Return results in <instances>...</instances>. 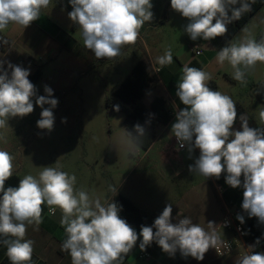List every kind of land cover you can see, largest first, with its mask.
<instances>
[{
  "label": "clouds",
  "instance_id": "1",
  "mask_svg": "<svg viewBox=\"0 0 264 264\" xmlns=\"http://www.w3.org/2000/svg\"><path fill=\"white\" fill-rule=\"evenodd\" d=\"M51 3L52 0H0V32L10 24L26 29ZM68 3L72 9L68 12L69 19L79 28L84 46L97 59L119 56L122 48L137 41L144 24L154 18L151 0H68ZM235 5L239 6L230 7ZM170 6L187 19L183 31L192 41L223 36L228 31L227 25L251 7L247 0H170ZM172 62L170 48L157 58L161 67ZM216 62L220 66L227 63L232 78L246 84L248 72L258 63L264 64V36L257 40L246 32L218 50ZM29 76L30 69L0 58V129L8 128L12 118L31 114L33 98L42 109L37 127L48 132L54 129L53 109L58 99L48 85L44 86L45 95H37ZM211 79L207 71L183 66L176 96L185 107L176 110L171 133L179 149L187 147L189 158L194 150H199L198 158L189 165L191 173L205 179H219L224 174L228 186L243 189V212L264 224V127H250L249 117L243 113L239 115L240 130H236V103L229 95L210 89ZM259 117L264 124V110ZM61 122L67 123V118ZM145 133L143 126L135 125V137ZM0 140L7 143L2 134ZM126 143L130 150H139L133 140ZM14 170V157L0 149V237L4 238L0 243L6 247L10 264H32L35 242L26 239L27 228L43 222L44 205L52 214L57 209L61 213L60 224L66 238L60 249L68 253L71 264H118L138 239L141 251L155 242L170 256L179 251L182 257L197 261H203L210 248L220 255L221 248L231 250L230 243L222 239L212 221L205 228L180 212L173 223L171 203L166 204L151 226L141 225L138 234L120 217L121 206L115 201L102 202L85 189L77 188L75 174L58 166H44L37 176L26 174L18 186L6 188ZM110 191L117 193V188L110 186ZM236 219L241 225L245 223L244 215L237 214ZM259 241L258 238L255 244ZM236 264H264V252L245 254Z\"/></svg>",
  "mask_w": 264,
  "mask_h": 264
},
{
  "label": "crops",
  "instance_id": "2",
  "mask_svg": "<svg viewBox=\"0 0 264 264\" xmlns=\"http://www.w3.org/2000/svg\"><path fill=\"white\" fill-rule=\"evenodd\" d=\"M151 2L153 4L152 11L154 13V18L150 23L146 22L140 30L138 38L141 40H137L134 44H130L122 48L121 54L115 58L97 59L94 54L84 46L79 28L73 24L68 17V12L72 10L68 0H52V3L48 6V8L41 11V17L34 21L26 29L22 28L21 33L15 37L13 41L11 40L16 34H14V29L10 26H8V28L3 32H0V48L3 50L0 58L7 59L12 48L15 46L16 41L21 38L20 36L23 37L28 33L25 46L27 51H32L38 55H46V57L50 60L60 61L62 66L66 69L77 67L82 74L88 73V71L90 72L94 68L93 66L92 69H89L88 65L90 62H100V65L103 64L101 66L102 74L120 78L116 89L120 86L125 77L132 71L136 63L144 61L154 77V81L147 88L149 89L150 87H153L154 97L152 98L149 106H144L149 108L152 101L156 97H160L166 101V107L172 115L169 123H159L156 125L153 144L148 150H144L145 154H148L151 150H153L155 145H159V159L163 162L164 166L163 169L161 168L159 170L152 167V171L160 179L158 181L160 182L159 189L161 191L158 193L150 191L144 193L142 192L144 207L138 205L139 203H136L129 195L120 193L119 190L121 185L116 187L117 193L111 191L110 195H108L106 199L102 197L101 201L111 202L118 196H124L135 203L144 214L155 220L162 213L166 204H168V189L179 190L180 193L178 194H181L182 196L176 203H171L172 205H175L173 209L178 206L177 211L180 210V212H183V216L186 215L191 218L193 216H198L202 220V227L205 228H207V222H214L216 224V230L221 234L222 239L230 238L231 234L220 227V222L226 208H239L242 210L241 205L243 200V189H233L228 186L225 183L224 174H222L217 180L214 177L209 178L212 187L218 196H221L220 205L218 207L214 206L215 204L212 200L208 199L205 193H202L203 195H201L197 185H194L193 183L194 178H197V174L189 171V165L194 164V162L187 155V147L185 149H179L178 141L174 135L171 141H166L164 137L167 131L171 129L172 124L175 122L176 110L183 109L185 107L176 96L177 82L182 75V68L184 65L197 67L192 66V63L196 62L201 66L202 70L209 72L212 78L219 75L221 72H224L225 79L227 81H238H235L232 78V69L229 65H227V63H225L224 66H220L216 62L217 51L224 47L217 37L210 41L198 39L193 46L184 43L180 48H173V62L170 65L161 67L157 63V58L163 55L166 49H169L168 40L164 37V31L166 28L171 29L174 36H177L183 31L184 26L188 23V21L179 13L171 9L170 0H151ZM257 15H259L260 39L264 36V6L255 16ZM251 20L239 31L231 42L238 40L244 35V33H246V31L249 32ZM4 40L8 41L7 50H4L3 48V46L6 45L3 44ZM196 46H199L203 50V54L201 56L194 55L193 49ZM19 58H21V56ZM19 58L13 56L12 58H9L8 61L13 64L21 65ZM212 66L213 68L209 70ZM153 67L159 68L160 71L155 74L152 71ZM37 69L42 72L43 77L44 73L39 67L35 68L30 74H33ZM247 79L251 83L250 86L244 84L242 87L237 88V85L235 88V94L231 93V98L236 104L243 107V113L247 114L249 117L250 127H261L262 123L260 121L259 113L261 110H264V64L259 63V67L255 72H248ZM212 80L213 79H211V81ZM116 89H114V91ZM235 96L237 99H235ZM160 125H162L163 128L162 131L157 134V129ZM234 128L236 130H240L239 117H237ZM194 151L196 155L199 156L196 150ZM169 172L171 176H169ZM12 175L16 174L13 173ZM163 183L166 184V186H164ZM218 190L220 191L219 193ZM182 198L187 203V207L185 209H183L182 206ZM201 205L202 207L200 208ZM242 215L245 217L244 225L248 224L250 218L247 216V213L243 212ZM42 217L50 239L58 245H61L63 240L66 238V235L64 228L60 224V211L57 209L56 213L50 216L48 214V209H43ZM175 222L176 221L173 218V223ZM127 223L139 234L140 230L131 225L129 222ZM140 239H142V237H140ZM249 241L250 238L246 236L245 248H240L230 258L229 264H236L237 260H239L243 255L249 253ZM139 242L140 240L138 239L133 253L124 264H137L138 260H147L150 264H197V260L192 257L184 258L181 256L179 251H177L174 257L170 256L169 254L163 252L155 242L148 246L146 250L141 251L139 248ZM3 251L4 252H1L3 253L1 259L7 258L6 250ZM50 252L52 254L51 259L54 258L55 264H62L63 261H66L67 259H69L68 264H71V258L67 252L61 251L58 247L50 250ZM209 253L210 256H208ZM205 258H207V260ZM213 258L214 254L210 248L204 257V260L206 261L202 264H208Z\"/></svg>",
  "mask_w": 264,
  "mask_h": 264
},
{
  "label": "rangeland",
  "instance_id": "3",
  "mask_svg": "<svg viewBox=\"0 0 264 264\" xmlns=\"http://www.w3.org/2000/svg\"><path fill=\"white\" fill-rule=\"evenodd\" d=\"M9 26L14 29V34H16L11 40L13 41L21 33L22 28L11 24ZM249 26L251 35L259 40V15L252 18ZM20 37L7 60L13 56L18 58L21 56L19 58L21 66L30 69V73L39 67L44 75L35 85L38 90L37 95H45L44 86L48 85L53 89V97L58 99V105L53 109L55 123L51 132L37 127L42 109L35 104V98H33L34 111L31 114L23 118H12L9 120L8 128L0 129V134L7 140V143L0 140V149L8 151L14 157L15 170L13 173L20 178L26 174L37 176L44 166H58L69 174H75L77 177L76 187L85 189L94 198L104 197L106 199L111 193L110 186L116 188L121 185L120 193L129 195L136 203H139L138 205L144 207L142 192L158 193L161 191L158 181L160 179L152 171V167L159 170L163 169L164 165L159 159V145H155L153 150L145 154V151L133 141L139 150H130L126 143L131 137L124 124L125 112H114L107 108V99L116 101L114 89H116L120 78L102 74L101 66L103 64L100 65V62L96 61L90 62L89 69H92L93 66L94 68L85 74H82L77 67L66 69L60 61L50 60L46 55L27 51L25 46L28 33ZM164 37L168 40L172 55L173 48H180L184 43L192 46L196 43L184 31L174 36L171 29L166 28ZM3 48L7 50L8 44ZM2 53L3 50L0 48V57ZM258 67L259 63L249 73L255 72ZM212 68L213 66L209 70ZM212 79L208 83H214L218 91L230 97L231 93L235 94L237 85V88L244 85L239 82L227 81L224 72ZM246 84L248 86L251 84L248 79ZM153 97L154 89L150 87L141 100L142 104L149 106ZM235 99H237L236 96ZM65 117L67 123H62V118ZM261 127H264V124ZM162 128V125L158 127L157 134L162 131ZM164 139L166 141L173 139L171 129L167 131ZM187 155L189 157L188 151ZM196 158L198 156L194 151L190 159L194 162ZM169 176H171L170 172ZM193 183L197 185L201 195L205 193L208 199L212 200L214 206L220 205L221 196H218L209 178L205 179L203 176L197 175ZM163 185L166 186L164 183ZM168 192V204L176 203L182 196L178 194L179 190L168 189ZM174 206L172 205V208ZM182 206L183 209L187 207L183 198ZM43 209L47 210L48 207L44 205ZM177 209L178 206L172 212L175 221L177 213L180 212ZM192 220L202 226V220L198 216H193ZM26 239H32L35 242L32 264L54 263L50 250L60 248V245L50 239L43 222L39 226H28ZM3 250H6L5 246L1 252H4ZM2 254L0 255V264H10L8 258L1 259ZM205 259L207 260V258ZM206 260L197 261V264L205 263ZM68 263L69 259L63 261L62 264ZM137 264L150 263L147 260H138Z\"/></svg>",
  "mask_w": 264,
  "mask_h": 264
},
{
  "label": "trees",
  "instance_id": "4",
  "mask_svg": "<svg viewBox=\"0 0 264 264\" xmlns=\"http://www.w3.org/2000/svg\"><path fill=\"white\" fill-rule=\"evenodd\" d=\"M251 5L250 10L243 13L238 20L232 21L227 25L228 31L223 36L217 38L223 44V46L230 43L239 31L245 27L249 21L259 12L264 6V0H247ZM239 5L230 6L238 7ZM229 14L231 12L229 11ZM192 66H197L201 69V66L196 62L192 63ZM191 65H189L190 67ZM42 77V72L37 69L33 74H30L29 80L36 85ZM154 81L147 64L144 61H139L133 67L132 71L125 77L120 86L114 91L115 102L111 99H107V108L114 112H125L126 117L124 124L128 135L130 132L133 134L131 139L143 150H148L155 139V127L157 124H167L172 118L171 112L166 107V101L163 98L156 97L149 108L145 107L141 100L147 90V88ZM212 90H217V86L211 82L208 85ZM116 106L119 110H116ZM238 116L244 112L241 105L236 104ZM141 125L145 128V134L138 138L134 135L135 125ZM20 178L16 175H12L5 183V187L18 186ZM112 201H115L118 206H121L120 217L138 230L141 229V225L151 226L154 220L148 215L144 214L138 206L130 199L124 196H118ZM111 201V202H112ZM247 230V236L250 238L248 243V251H261L264 252V224H259L257 218L252 217L248 224L245 225ZM155 231V229H154ZM260 239L258 244H255L257 239ZM4 239L0 237V241ZM254 245V246H253ZM4 245L0 243V254ZM134 248L126 256H123L118 264H124L130 255L133 253Z\"/></svg>",
  "mask_w": 264,
  "mask_h": 264
},
{
  "label": "built area",
  "instance_id": "5",
  "mask_svg": "<svg viewBox=\"0 0 264 264\" xmlns=\"http://www.w3.org/2000/svg\"><path fill=\"white\" fill-rule=\"evenodd\" d=\"M195 56H201L203 54V50L196 46L193 49ZM152 71L157 74L160 69L159 68H152ZM186 148V147H185ZM183 148V149H185ZM197 154L199 155V150L196 149ZM56 213V212H55ZM48 214L50 216L54 215L49 212ZM237 214H243V211L239 208L236 209H230L226 208L223 214V217L220 222V227L226 231H228L231 234L230 238H226L224 240L228 241L231 245V250L228 251L227 249L221 248L222 255L218 254L215 249H212V252L214 254V258L208 263V264H229L230 258L240 249L245 248V238L247 236V230L245 228V225H241L239 221L236 219ZM192 264V263H189Z\"/></svg>",
  "mask_w": 264,
  "mask_h": 264
}]
</instances>
